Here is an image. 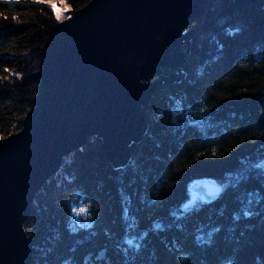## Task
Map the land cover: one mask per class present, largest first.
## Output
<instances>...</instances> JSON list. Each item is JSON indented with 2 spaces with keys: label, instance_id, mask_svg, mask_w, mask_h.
I'll return each mask as SVG.
<instances>
[{
  "label": "trees",
  "instance_id": "trees-1",
  "mask_svg": "<svg viewBox=\"0 0 264 264\" xmlns=\"http://www.w3.org/2000/svg\"><path fill=\"white\" fill-rule=\"evenodd\" d=\"M89 2L64 0L72 11ZM66 17L37 0H0V139L34 107L42 49ZM192 27L186 77L144 108L149 126L130 162L115 167L90 137L36 197L24 224L35 259L264 264V7L211 0ZM203 180L227 188L208 200ZM81 205L87 219L73 215Z\"/></svg>",
  "mask_w": 264,
  "mask_h": 264
},
{
  "label": "water",
  "instance_id": "water-1",
  "mask_svg": "<svg viewBox=\"0 0 264 264\" xmlns=\"http://www.w3.org/2000/svg\"><path fill=\"white\" fill-rule=\"evenodd\" d=\"M210 1L90 0L67 11L42 49L34 107L20 131L0 139V264L34 262L24 224L36 197L90 137L115 167L130 162L149 126L144 108L186 77L185 46ZM226 188L203 180L196 190L212 200Z\"/></svg>",
  "mask_w": 264,
  "mask_h": 264
},
{
  "label": "snow or ice",
  "instance_id": "snow-or-ice-1",
  "mask_svg": "<svg viewBox=\"0 0 264 264\" xmlns=\"http://www.w3.org/2000/svg\"><path fill=\"white\" fill-rule=\"evenodd\" d=\"M61 2L64 3V0H61ZM51 7H52L53 12L56 14L57 19L61 17L64 11L68 10L66 5L64 9H60L56 5H51ZM89 208H90V205H81L79 207H73L72 211H73L74 217L75 218L84 217L85 219H87L91 215L89 212ZM75 223L79 225L80 220L75 219Z\"/></svg>",
  "mask_w": 264,
  "mask_h": 264
},
{
  "label": "rangeland",
  "instance_id": "rangeland-1",
  "mask_svg": "<svg viewBox=\"0 0 264 264\" xmlns=\"http://www.w3.org/2000/svg\"><path fill=\"white\" fill-rule=\"evenodd\" d=\"M37 1H39V2H42L43 4H48V5H56L58 8H60V9H64L65 8V3H62L60 0L58 1V0H37ZM68 8V7H67ZM69 10H71V9H69L68 8V10L67 11H69ZM67 11H64L63 12V14H65V15H67V17L64 19V20H62V21H65L66 19H68L69 17H71V14L72 13H68ZM62 16V15H61ZM61 18V17H60ZM59 18V19H60ZM186 72V71H185ZM186 74H187V72H186ZM51 192H53V191H51ZM41 197L43 196V195H40ZM40 197V199H42ZM55 237V236H54ZM48 242H49V240H44L43 242H42V244H48ZM51 243V242H50ZM54 243V241L51 243V244H53ZM48 246H49V244H48ZM49 247H51V246H49ZM35 253V252H34ZM36 257H34V264H44L43 262H42V260L41 259H39V260H37V259H35Z\"/></svg>",
  "mask_w": 264,
  "mask_h": 264
}]
</instances>
